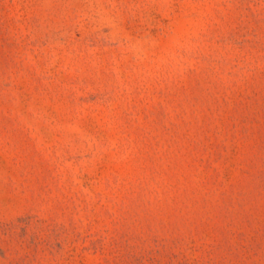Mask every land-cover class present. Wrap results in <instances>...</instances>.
<instances>
[{
  "label": "rangeland",
  "instance_id": "obj_1",
  "mask_svg": "<svg viewBox=\"0 0 264 264\" xmlns=\"http://www.w3.org/2000/svg\"><path fill=\"white\" fill-rule=\"evenodd\" d=\"M0 264H264V0H0Z\"/></svg>",
  "mask_w": 264,
  "mask_h": 264
}]
</instances>
